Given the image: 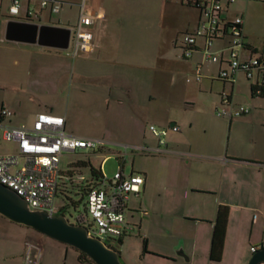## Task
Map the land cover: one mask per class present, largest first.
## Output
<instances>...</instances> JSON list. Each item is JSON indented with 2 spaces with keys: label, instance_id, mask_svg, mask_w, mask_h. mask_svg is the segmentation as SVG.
<instances>
[{
  "label": "crops",
  "instance_id": "1",
  "mask_svg": "<svg viewBox=\"0 0 264 264\" xmlns=\"http://www.w3.org/2000/svg\"><path fill=\"white\" fill-rule=\"evenodd\" d=\"M57 2L58 11L51 12L39 0H22L18 19L72 28L81 0ZM221 2L224 18L241 15L245 41L264 52V36L256 38L258 27L252 23L264 0ZM9 3L0 0V9H5L0 12V39L8 42V87L27 91L31 107L24 109L27 102L22 98L8 101V106L2 103L0 108L13 111L6 122L31 126L37 113L62 115L65 132L99 139L101 147L123 146L117 169L125 175L140 173L143 183L126 204L125 217L133 228L127 236L115 238L121 249L130 241L124 238L135 231L136 238L146 241V251L141 247L148 258L142 257V264H208L216 210L223 205L228 217L220 264H246L254 252L251 247L264 245V95L258 90L251 93V85L261 83L260 73L253 70L248 77L242 69H230L226 36L211 40L198 36L196 48L181 58L182 35L204 22L201 11L185 0H87L93 43L89 51L75 56L67 50L6 40ZM29 9L34 14L27 17ZM207 53H219V61H210ZM222 69L229 70V79L219 78ZM222 93H228L235 106L246 105L249 112L216 116ZM150 124L160 128L176 124L179 130L168 131L160 143L149 132ZM8 144L13 151L15 144ZM101 147L89 151L98 154ZM66 154L71 153L61 155L60 172ZM128 154L132 163L125 171ZM105 159L99 164L104 176ZM81 161H75V169ZM74 171L73 184L88 177V172ZM235 211L245 220L238 226L247 228L242 246L237 235L231 236ZM127 212L133 215L128 218ZM9 222L0 215V264H8ZM24 232L20 247L9 250L10 263H21L26 241L40 245L42 257L43 242ZM118 253L122 263L129 264Z\"/></svg>",
  "mask_w": 264,
  "mask_h": 264
},
{
  "label": "built area",
  "instance_id": "2",
  "mask_svg": "<svg viewBox=\"0 0 264 264\" xmlns=\"http://www.w3.org/2000/svg\"><path fill=\"white\" fill-rule=\"evenodd\" d=\"M39 4L41 7L49 5L51 12H57L59 9L57 0H39ZM21 5L22 0H10L7 7L8 18H18ZM220 9L221 5L218 2L205 6L202 11L204 22L194 32L182 35L181 58L191 54L196 37L205 36L208 40L212 39L216 22L214 10ZM33 14V10H27V17ZM242 21L241 16L231 20L233 25L226 35L230 56L229 67L231 70L242 69L251 77L253 70L258 71L254 67L258 59L249 55L241 59V49L245 42ZM92 23L93 16L87 10V0H81L77 23L71 28L66 49L68 53L75 56L90 50L93 43ZM214 35L220 36V33ZM206 57L212 62H218L220 59L219 53H207ZM196 78H200L198 74ZM219 78L229 79V70H220ZM261 83H264L262 78ZM248 112L249 108L246 105L235 106L228 93H222L220 106L215 110L216 116L226 118L239 117ZM12 114L11 109L0 108V139L15 144L13 151L0 152V184L20 196L31 209L56 214L58 210L55 203L56 189L61 155L74 153L79 149L96 150L101 147L102 141L65 132V118L62 115L40 112L36 114L31 126H25L8 124L6 121ZM148 129L152 135L158 137L160 143H163L167 132L178 131L179 127L175 124L169 128L149 125ZM141 150L149 151L147 148ZM142 183L141 174L125 175L117 169L110 178L106 177L104 187L90 188L86 196V212L72 217V223L84 226L88 235L99 237L103 241L129 233L133 225L126 220V204L130 196L139 191ZM255 250L256 247H251V251ZM20 264H42L41 246L26 241Z\"/></svg>",
  "mask_w": 264,
  "mask_h": 264
},
{
  "label": "rangeland",
  "instance_id": "3",
  "mask_svg": "<svg viewBox=\"0 0 264 264\" xmlns=\"http://www.w3.org/2000/svg\"><path fill=\"white\" fill-rule=\"evenodd\" d=\"M3 11H5L4 8L0 9V12ZM256 11H257L256 17L253 18L252 23L254 26L258 27L255 29L257 30L255 36H257L256 38L260 39L264 36V8L258 7ZM3 18L5 17L3 16ZM8 73H9L8 42L0 39V105L3 103L4 105L8 106V101L12 102L16 99L19 100V98H22V100L26 103L27 99H25V96L27 95L26 94L27 91L18 93L17 91H15V89H10L8 87ZM64 94L65 93L61 95V100H63V103H64V98H63ZM30 105L31 103L27 102L25 105H23L24 106L23 108L28 110V108L31 107ZM101 148H102L100 150L101 153L98 154H93L89 150H77L74 153L64 155L61 159L62 171L66 172L69 169L70 171L74 169L75 174L78 171L87 173L90 166L98 169L101 160L105 157L106 159L104 160L102 171L106 177L110 178L113 175V173L117 170L118 163L122 159V156L120 154L124 153L123 151L124 148L123 146L117 145L116 143H108L105 145V147H101ZM12 149H13V145L8 144L7 142H4L0 139V152H6ZM76 160H83L88 164H86V166H76L77 168L75 169L71 165L75 163ZM131 163H132V156L128 154L126 155L125 163H124L125 171H129V169L131 168ZM60 202H61L60 198H56V205H59ZM80 210H81L80 205H78L74 209L70 207L69 210H66L65 216L69 219V221H71V216L74 217L75 215L79 214L78 211ZM233 213L235 215L234 221H236V226H235V230L231 232V236L232 238H236L237 235L239 237V242H241V246H242L244 240L247 238V228L245 227V225H241V227H239L237 223L239 221H242L243 223L245 222V220L243 219L241 220L242 216H240L237 211ZM132 215H133L132 213H128V212L126 214L128 218H130ZM9 223L10 224L8 225L11 226H9L10 228H8V264L10 263L9 262L10 251L12 252L17 250L20 247L22 241L26 238V234L24 231H27L30 237H34L37 240L43 242L42 243L43 251L41 257L42 264H80L76 258L77 253L71 246L63 244L43 234H40L39 232L29 227L20 224H15L13 222L12 223L9 222ZM229 223L231 226H233L232 222L229 221ZM128 239H130V241H128V246H126L124 249H121L120 244L115 238L105 239V241L106 244H109L115 250L121 252L122 256L128 258L129 264H142L141 258L142 257L148 258V256L142 253L141 240L136 238L135 231L131 233L129 238H124V240L126 241ZM232 247H233V242L231 243V251H232ZM231 251L229 254H227L228 261L231 260ZM251 253L252 252H250L248 256H250ZM120 261H121V256H120Z\"/></svg>",
  "mask_w": 264,
  "mask_h": 264
},
{
  "label": "water",
  "instance_id": "4",
  "mask_svg": "<svg viewBox=\"0 0 264 264\" xmlns=\"http://www.w3.org/2000/svg\"><path fill=\"white\" fill-rule=\"evenodd\" d=\"M70 27L44 25L31 20L8 18L5 39L66 50ZM0 215L86 254L95 264H123L117 250L99 237L87 234L84 226L73 224L64 214L31 209L15 192L0 184ZM246 264H264V247L254 251Z\"/></svg>",
  "mask_w": 264,
  "mask_h": 264
},
{
  "label": "trees",
  "instance_id": "5",
  "mask_svg": "<svg viewBox=\"0 0 264 264\" xmlns=\"http://www.w3.org/2000/svg\"><path fill=\"white\" fill-rule=\"evenodd\" d=\"M233 1L227 0V2H233ZM215 2L220 3L221 9L220 10H214V12L216 14L215 15L216 22H215V30L213 31V35L211 36V38H219L220 36L228 35L229 34L228 30L233 25L231 20L224 18V16L222 15L223 8H222L221 0H191V1L185 0V3L187 5H189L190 7H194V8L199 9L201 11V13L204 10L206 5L213 4ZM237 16H241V15H237ZM242 19H243V17H242ZM242 23H243V21H242ZM219 27H220V30H219ZM241 27H242V24H241ZM242 31H243V29H242ZM190 33H192V32H190ZM215 33L216 34L220 33V36H215L214 35ZM184 34H186V33H184ZM243 36H244V33H243ZM244 39H245V36H244ZM227 46H228V39H227ZM181 48H182V46H181ZM191 48H192L191 50L193 51L196 47L194 45ZM243 51L246 52L247 55L252 56V57H256L258 59V63H257V65H254V67H256L258 69V72L260 73L262 80H264V52L258 51L256 48L252 47L246 41L243 43V48L241 49V59L247 56V55L242 56ZM182 58H187V57H182ZM197 80H199V79H197ZM257 90L259 91V93H258L259 95H264V83H260V85H258V86L257 85H255V86L251 85V93L252 94H255ZM150 125H153V124H150ZM155 127H157V126H155ZM157 128H160V127H157ZM169 131H171V130H169ZM79 163L81 166H86V164H88L85 161H81ZM75 165H76V163H73L71 166L74 167ZM132 174H135V173H132ZM138 174H140V173H138ZM71 177H72V173H71L70 169L67 170L66 172H59L57 189H56V198H60L61 202L58 206L57 214H64L65 215L66 210H69L70 207H72L74 209L78 205L81 206V210L78 212L79 213H85L86 212V196H87L88 191L92 187H102V186L104 187V181L106 180V177L102 174L100 169L99 168L96 169L92 166L89 167L88 177L85 178L84 180L78 181L77 184H73L72 182H70ZM227 217H228V208L226 206H223V205L218 206L217 210H216V215H215V219L213 222V226H212L211 237H210V245H209V252H208L209 263L208 264H220V258H221V254H222L224 236H225L226 225H227ZM71 219H72V216H71ZM127 235H128V233L123 234L121 236H127ZM120 237H118V239H120ZM142 244H143V251H146L145 239H143ZM107 245L110 246L109 244H107ZM73 249L77 253L76 257H77L78 262H87L88 264H95L86 254H84L83 252H80L79 250H77L75 248H73Z\"/></svg>",
  "mask_w": 264,
  "mask_h": 264
},
{
  "label": "flooded vegetation",
  "instance_id": "6",
  "mask_svg": "<svg viewBox=\"0 0 264 264\" xmlns=\"http://www.w3.org/2000/svg\"><path fill=\"white\" fill-rule=\"evenodd\" d=\"M70 222L72 223V220Z\"/></svg>",
  "mask_w": 264,
  "mask_h": 264
}]
</instances>
